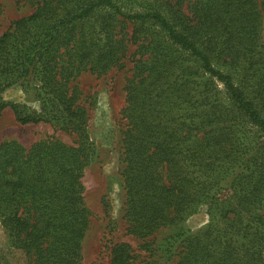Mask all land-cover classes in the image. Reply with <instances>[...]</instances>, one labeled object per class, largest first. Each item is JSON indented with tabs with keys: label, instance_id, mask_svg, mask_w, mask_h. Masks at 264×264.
<instances>
[{
	"label": "trees",
	"instance_id": "obj_1",
	"mask_svg": "<svg viewBox=\"0 0 264 264\" xmlns=\"http://www.w3.org/2000/svg\"><path fill=\"white\" fill-rule=\"evenodd\" d=\"M28 1L33 12L0 35V111L75 140L0 144L9 247L25 264H82L91 212L81 178L95 152L71 83L118 65L129 22L138 52L149 56L125 84L126 234L149 237L204 206L212 221L175 235L176 264H264V0ZM130 4L142 11L125 10ZM16 85L37 109L3 101ZM136 258L126 242L111 247L110 264H159Z\"/></svg>",
	"mask_w": 264,
	"mask_h": 264
},
{
	"label": "rangeland",
	"instance_id": "obj_2",
	"mask_svg": "<svg viewBox=\"0 0 264 264\" xmlns=\"http://www.w3.org/2000/svg\"><path fill=\"white\" fill-rule=\"evenodd\" d=\"M130 5L132 7L124 9L142 11L138 4ZM34 7L28 0H0V35L11 22L31 14ZM126 32L127 50L117 66L103 75L82 72L71 83L80 91V102L88 111L87 132L95 152L93 161L84 170L81 178L84 203L91 212L89 227L81 242V262L110 264L112 245L126 242L138 257L136 262L151 258L159 264H176L181 238L175 235L181 230L184 233L199 231L212 221V215L206 213L204 206H200L196 213L188 215L184 221L177 225H164L149 237L139 239L125 232L126 225L122 219L125 190L120 175L123 165V131L126 128V120L122 114L125 107V84L126 79L133 75L135 61L139 58L145 61L149 56L146 52L144 55L138 52L140 44L134 38L136 35L129 22ZM219 85L218 88L221 89ZM1 96L4 102L23 103L38 108V104L17 85L6 89ZM50 136L68 145L75 140L73 135L58 130L52 124L41 122L22 125L15 120L10 109L0 111V144L15 141L29 148ZM223 184L225 183L218 186ZM172 242L175 244L170 250L169 245ZM0 264H25L23 254L9 247L7 234L1 224Z\"/></svg>",
	"mask_w": 264,
	"mask_h": 264
}]
</instances>
